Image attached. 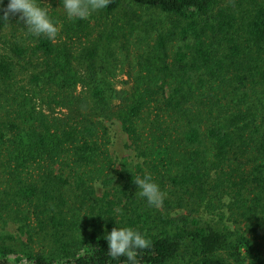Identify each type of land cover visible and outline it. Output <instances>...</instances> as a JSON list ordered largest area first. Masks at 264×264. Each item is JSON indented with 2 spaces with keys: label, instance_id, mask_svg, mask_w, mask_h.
Segmentation results:
<instances>
[{
  "label": "trees",
  "instance_id": "trees-1",
  "mask_svg": "<svg viewBox=\"0 0 264 264\" xmlns=\"http://www.w3.org/2000/svg\"><path fill=\"white\" fill-rule=\"evenodd\" d=\"M50 15L55 39L20 23L0 51V264H128L104 239L123 226L152 241L138 264H264V0ZM113 120L134 166L115 165Z\"/></svg>",
  "mask_w": 264,
  "mask_h": 264
},
{
  "label": "clouds",
  "instance_id": "clouds-1",
  "mask_svg": "<svg viewBox=\"0 0 264 264\" xmlns=\"http://www.w3.org/2000/svg\"><path fill=\"white\" fill-rule=\"evenodd\" d=\"M110 3L111 0H61L67 17L74 20H87L94 12L106 9ZM3 4L4 0H0V5ZM45 5L41 0H8L6 7L0 8L3 13L0 16L8 21L9 17L19 14L29 33L52 40L58 36L60 27ZM134 182L139 189L136 194L145 199L149 207L158 209L163 206L166 194L151 174L137 177ZM104 239L108 244V254L114 259L125 257L128 264H138V250L152 245L147 233L128 226L114 227Z\"/></svg>",
  "mask_w": 264,
  "mask_h": 264
},
{
  "label": "rangeland",
  "instance_id": "rangeland-1",
  "mask_svg": "<svg viewBox=\"0 0 264 264\" xmlns=\"http://www.w3.org/2000/svg\"><path fill=\"white\" fill-rule=\"evenodd\" d=\"M43 4H46L45 6L48 7L49 13L52 9H55L59 11L60 13H65L64 9L61 5V0H41ZM16 21L12 24L0 31V51L7 47V42L9 39L12 40V33L14 32V29L12 30V27L15 26L19 28L20 23H24L23 20L20 19L19 14L16 15ZM25 24V23H24ZM26 25V24H25ZM27 26V25H26ZM22 30V29H20ZM126 77L123 75L122 72H120L117 75L116 79V86L118 89H121L124 87V84L122 83ZM106 125L108 127V138L110 141L109 149L111 156L113 160L115 161V165L118 168L122 162V160H126L128 163L131 164V166H134L136 163L140 162V160L136 157L135 152L130 147V143L128 141V138L126 134L122 131L121 126L118 121H108L106 122ZM101 188H98V194H101ZM211 219L214 218L213 215H209ZM0 226H3V224H0ZM7 231L12 233L16 238H18V230L16 231V226L9 225L7 227ZM18 245V243H16Z\"/></svg>",
  "mask_w": 264,
  "mask_h": 264
}]
</instances>
